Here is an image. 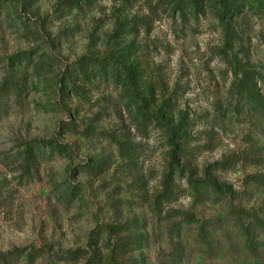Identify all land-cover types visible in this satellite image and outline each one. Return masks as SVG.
<instances>
[{
  "label": "rangeland",
  "instance_id": "rangeland-1",
  "mask_svg": "<svg viewBox=\"0 0 264 264\" xmlns=\"http://www.w3.org/2000/svg\"><path fill=\"white\" fill-rule=\"evenodd\" d=\"M175 1L0 0V253L264 264L260 230L252 249L240 233L264 220V0H230L224 21L214 0ZM173 136L186 175L229 188L219 201L171 175Z\"/></svg>",
  "mask_w": 264,
  "mask_h": 264
},
{
  "label": "trees",
  "instance_id": "trees-1",
  "mask_svg": "<svg viewBox=\"0 0 264 264\" xmlns=\"http://www.w3.org/2000/svg\"><path fill=\"white\" fill-rule=\"evenodd\" d=\"M80 0H63L65 3H69L67 5H77ZM214 4H217L220 6L216 8V16L220 19V21H224L225 17L227 16V13L232 11V8L230 7V0H214ZM174 9L181 13L185 12H194V13H200L203 12V0H176L174 3ZM97 65H102L103 62L95 61ZM115 66H112L114 70L119 71L120 68L127 69L125 66H123L119 62H114ZM128 72V71H127ZM126 72V73H127ZM70 74H74L73 70L70 71ZM244 86V91L246 94H255V90L253 86L251 87V83L249 81H244L241 86ZM145 114L143 112L142 116ZM151 122H155L159 125L162 124L161 121H156L151 119ZM163 127V126H162ZM164 129V128H162ZM179 139H182L185 142L189 141V137L184 134L178 135ZM175 136L169 138V144L172 147V150L170 152V166L173 167L171 171L174 173V175H178L180 178H184L187 182V189L188 192L194 196V197H204L206 199H216L219 201L221 196H224L226 193H228L230 190L229 188L219 183L216 179L213 177H207L204 179L194 178L191 176L186 175L187 170L180 166L181 159H185L187 157V152L179 146L176 142H174ZM49 146L52 147L54 150H58L60 152H66L67 147L65 145H62L58 143L57 141H50L46 142ZM185 175V176H184ZM168 195H171L170 193H167ZM249 222L242 226V229L240 230V233L242 237L246 240V245H248L249 249H252L253 247V239L251 238L254 230L259 229L260 235L264 236V220H259L257 218H250L248 220ZM261 244H264V239L260 242ZM44 255V249L42 248H34L29 253H27L26 248H15L14 250H10L5 253H0V264H19L20 258L22 256L28 257L30 259L40 258ZM60 260H68V261H76L80 259L79 251H72L67 250L62 252L60 256H57Z\"/></svg>",
  "mask_w": 264,
  "mask_h": 264
}]
</instances>
